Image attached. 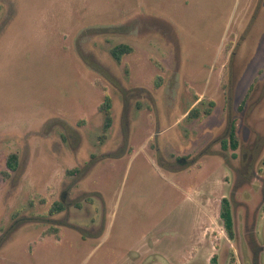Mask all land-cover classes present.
I'll return each instance as SVG.
<instances>
[{
	"label": "rangeland",
	"instance_id": "obj_1",
	"mask_svg": "<svg viewBox=\"0 0 264 264\" xmlns=\"http://www.w3.org/2000/svg\"><path fill=\"white\" fill-rule=\"evenodd\" d=\"M214 257L264 264V0H0V264Z\"/></svg>",
	"mask_w": 264,
	"mask_h": 264
},
{
	"label": "trees",
	"instance_id": "obj_2",
	"mask_svg": "<svg viewBox=\"0 0 264 264\" xmlns=\"http://www.w3.org/2000/svg\"><path fill=\"white\" fill-rule=\"evenodd\" d=\"M133 52V48L121 44L116 46L111 50V56L116 62H121L122 58L126 54H130ZM245 103V100L243 101V104ZM100 111L104 113L105 119H104V125H103V137L102 139L106 138V133L109 131V129L112 126V113H111V100L109 97H106L104 100V103L100 106ZM240 109H242V106H240ZM211 110H207L206 114L210 115ZM199 117V111L198 109H193L188 115V119H193ZM239 135H238V128H237V120L233 119L230 124V132L228 140L223 142L224 149H231L233 151H236L239 148ZM19 164V156L16 153H12L9 155L7 159V168L10 172H15L18 168ZM78 170L68 171V174L74 175L77 173ZM65 210V206L62 202H55L52 207L49 210V213L51 215H56L58 213H61ZM220 218L223 221L225 231L228 235V237L233 240L235 238V226L233 221V213L231 208V203L227 198H223L221 201V209H220ZM217 257L213 258V263L215 264Z\"/></svg>",
	"mask_w": 264,
	"mask_h": 264
}]
</instances>
